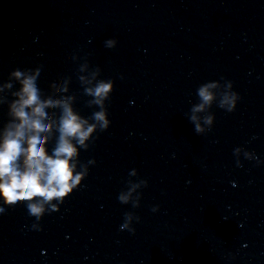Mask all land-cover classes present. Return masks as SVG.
I'll return each instance as SVG.
<instances>
[{"label":"water","instance_id":"obj_1","mask_svg":"<svg viewBox=\"0 0 264 264\" xmlns=\"http://www.w3.org/2000/svg\"><path fill=\"white\" fill-rule=\"evenodd\" d=\"M41 67L49 97L111 124L41 231L23 204L0 216V264H264V0H0V86L13 85L0 129L19 89L10 73ZM101 80L113 90L97 105L85 89ZM206 82L216 100L197 134ZM233 91L229 113L219 101Z\"/></svg>","mask_w":264,"mask_h":264},{"label":"clouds","instance_id":"obj_2","mask_svg":"<svg viewBox=\"0 0 264 264\" xmlns=\"http://www.w3.org/2000/svg\"><path fill=\"white\" fill-rule=\"evenodd\" d=\"M116 43L115 39L106 40L109 48ZM44 75L43 67L23 71L15 69L10 73L18 82L19 89L13 93L15 99L8 109L13 119L0 129V191L6 200L5 205L0 207V216L11 210L9 205L23 204L28 215L35 217L36 223L32 224V229L36 231L42 230L39 221L44 215L58 212L64 200L80 187L88 175L87 167L78 169L80 151L88 149L97 131L104 132L111 124L106 111L95 112V123H89L88 119L74 110L71 98L49 97L43 84ZM80 79L91 83L84 77ZM12 87L11 83H5L0 86V92ZM217 87L215 82H206L197 89L201 102L192 108L191 116L197 134L203 129L196 113L213 104ZM112 90V82L103 80L85 89L97 105H102ZM239 99L235 91L225 93L219 101V107L231 113L235 111ZM54 108L60 110L58 118L52 111ZM205 123L211 126L213 117H207ZM53 131L57 134L55 146L49 151L47 145ZM95 163L94 159L88 160L90 165ZM132 174L135 175V171ZM134 190L135 186L127 194L121 192L118 200L127 203ZM152 211H158V207Z\"/></svg>","mask_w":264,"mask_h":264}]
</instances>
